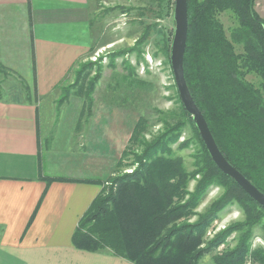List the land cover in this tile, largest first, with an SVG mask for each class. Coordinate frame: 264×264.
I'll use <instances>...</instances> for the list:
<instances>
[{"label": "trees", "instance_id": "1", "mask_svg": "<svg viewBox=\"0 0 264 264\" xmlns=\"http://www.w3.org/2000/svg\"><path fill=\"white\" fill-rule=\"evenodd\" d=\"M255 4L256 0H188L184 68L191 94L222 153L264 192V18ZM224 12L237 22L230 37L219 18ZM236 45H241V51ZM250 74L258 77V83L248 79ZM94 90L92 80L81 93L85 106L93 103ZM166 126L148 141L142 134L145 124L136 122L129 148L142 146L140 153L135 152L138 165L107 180L98 178L102 191L81 217L74 245L88 251L109 248L134 264H198L205 252L202 244L207 227L224 206L238 202L246 212L245 223L220 232L211 242H226L234 230L241 231V236L235 247L215 257V263L245 264L251 255L264 264V248H252L253 227L264 218V206L215 165L195 124L205 158L194 173L185 171L172 148L180 130ZM197 172L202 176L189 192L187 183ZM213 183L225 185V193L198 221L175 225Z\"/></svg>", "mask_w": 264, "mask_h": 264}, {"label": "rangeland", "instance_id": "2", "mask_svg": "<svg viewBox=\"0 0 264 264\" xmlns=\"http://www.w3.org/2000/svg\"><path fill=\"white\" fill-rule=\"evenodd\" d=\"M172 1H99L92 14L98 40L52 93L53 118L48 119L51 110L46 109L50 128L46 137L54 139L51 152L56 159L82 163L90 171L88 175L103 180L130 172L138 165L135 152L142 150L136 144L129 148L130 137L136 122L141 121L145 124L143 137L148 141L165 131L166 124L178 126L179 138L172 145L173 156L189 173L203 166L205 156L197 127L183 112L171 65L176 27ZM255 8L264 18V0H256ZM219 18L230 37L231 29L237 25L234 16L224 12ZM147 32V37L142 39ZM236 48L241 51L242 47L236 45ZM248 79L259 81L253 74ZM92 80L94 99L88 107L82 94ZM44 156L48 157V153ZM201 176L197 172L189 178V192L195 190ZM225 190V185L213 183L197 205L174 224L198 221ZM246 219L240 203L224 206L207 227L202 244L205 252L198 264H216V256L235 247L242 233L238 230L232 231L224 243L212 245L211 241L229 227L245 223ZM263 222L264 218L253 227V249L264 248ZM104 250L110 251L109 248L100 251ZM245 264L259 262L249 255Z\"/></svg>", "mask_w": 264, "mask_h": 264}, {"label": "crops", "instance_id": "3", "mask_svg": "<svg viewBox=\"0 0 264 264\" xmlns=\"http://www.w3.org/2000/svg\"><path fill=\"white\" fill-rule=\"evenodd\" d=\"M99 1L0 0V264H134L74 245L103 184L46 137L52 93L98 40Z\"/></svg>", "mask_w": 264, "mask_h": 264}, {"label": "water", "instance_id": "4", "mask_svg": "<svg viewBox=\"0 0 264 264\" xmlns=\"http://www.w3.org/2000/svg\"><path fill=\"white\" fill-rule=\"evenodd\" d=\"M174 19L176 27L172 43L171 65L181 101L185 109L192 115L195 125L215 165L226 175L233 178L257 203L264 206V192L230 163L222 153L204 114L196 104L188 86L184 68L189 31L188 0H175Z\"/></svg>", "mask_w": 264, "mask_h": 264}]
</instances>
